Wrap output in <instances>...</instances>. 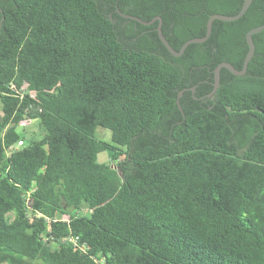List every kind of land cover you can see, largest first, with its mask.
Masks as SVG:
<instances>
[{
    "label": "trees",
    "instance_id": "obj_1",
    "mask_svg": "<svg viewBox=\"0 0 264 264\" xmlns=\"http://www.w3.org/2000/svg\"><path fill=\"white\" fill-rule=\"evenodd\" d=\"M241 4L0 0V264H264V30L245 74L222 68L207 102L184 90L177 104L184 88H212L220 62L241 69L264 0L214 20L179 56L157 20L129 37L118 25L120 13L160 16L178 51L205 34L209 15ZM27 119L44 134L13 149ZM44 216L58 218L50 231ZM70 235L85 252L62 240Z\"/></svg>",
    "mask_w": 264,
    "mask_h": 264
},
{
    "label": "water",
    "instance_id": "obj_2",
    "mask_svg": "<svg viewBox=\"0 0 264 264\" xmlns=\"http://www.w3.org/2000/svg\"><path fill=\"white\" fill-rule=\"evenodd\" d=\"M252 0H242V4L240 6L239 11L236 14L233 15H224V14H219V13H214L209 15L207 21H206V30H205V34L203 36L200 37H193V38H189L187 39L180 47V49L177 51L175 50L170 44L169 42L166 40V38L164 37L162 30H161V17L160 16H155L153 17L151 20H149L148 22H144L141 21L142 23L145 24H151L152 22H154L155 20L158 21L157 26H156V31L158 34V37L160 39V41L163 43V45L167 48V50L173 55V56H179L181 55L184 50L186 49V47L191 44V43H202L204 41H206L210 35H211V31H212V22L214 20H220V21H234L239 19L248 9L249 5L251 4ZM131 18L140 20L139 18L133 17V16H129ZM262 30H264V22L258 26H255L251 29H249L246 34H245V41L247 44V51L245 54V57L243 59L242 62V67L241 69H236L235 67H233L229 62L226 61H222L219 64H217L214 68V81H213V89L210 92V94H212L218 84H219V80H220V70L222 68L227 69L230 73H232L233 75L239 76V75H243L245 74L246 70H247V66L248 63L250 61V59L252 58L254 51H255V45L252 39V36L254 34H257L259 32H261ZM181 92L178 93L177 96V104L179 109L181 110V106L179 104V96H180ZM209 94V95H210ZM259 112L264 116V109H259Z\"/></svg>",
    "mask_w": 264,
    "mask_h": 264
},
{
    "label": "rangeland",
    "instance_id": "obj_3",
    "mask_svg": "<svg viewBox=\"0 0 264 264\" xmlns=\"http://www.w3.org/2000/svg\"><path fill=\"white\" fill-rule=\"evenodd\" d=\"M1 116H2V110H1V104H0V118ZM16 131L25 138L23 145L33 140L40 139L42 135L44 134V132L40 130L39 125L36 122V120H32V119L23 120L20 123H18L16 126ZM110 135H111L110 130L106 128L98 126L95 129V136L98 139L108 141L110 139ZM110 153L111 152L109 150H104V151L99 152L97 154V161L99 163L108 162L110 159ZM82 214H85L86 216L89 215V210L82 211Z\"/></svg>",
    "mask_w": 264,
    "mask_h": 264
},
{
    "label": "flooded vegetation",
    "instance_id": "obj_4",
    "mask_svg": "<svg viewBox=\"0 0 264 264\" xmlns=\"http://www.w3.org/2000/svg\"><path fill=\"white\" fill-rule=\"evenodd\" d=\"M121 16L125 19V20H121V22L118 23V25H121L122 26V33H128L127 34V37L130 36V33H136L138 35H142L146 30H143L142 28H140L138 26V24H142L144 26H150L151 24H153L154 22H152L151 24H145V23H142L141 21H144V22H148L146 20H143L137 16H134V15H130V14H124V13H120ZM129 16H133V17H136V18H139L140 20H137V19H134V18H131ZM119 19L117 18V20L115 22H118ZM212 32V31H211ZM222 33H223V30L221 29H215L213 31V39L211 41L212 45H214V43L216 44L217 42V36H222ZM131 40H135V38H130V42ZM234 41L237 42L238 39H237V35H234ZM220 81V80H219ZM210 82H208L207 84H209ZM219 85V84H218ZM213 87L210 88L209 90H207L206 92L202 93V94H199L197 95L196 93H198V90L196 88V85H193L191 87H187V88H184L182 89L180 92L181 94L180 95H183V92L184 90H190L191 92V96L193 98L194 101H198L200 104L201 102L202 103H205L207 102V99L210 98L212 96V94H210V92L212 91ZM210 94V95H209ZM192 103V102H190Z\"/></svg>",
    "mask_w": 264,
    "mask_h": 264
},
{
    "label": "built area",
    "instance_id": "obj_5",
    "mask_svg": "<svg viewBox=\"0 0 264 264\" xmlns=\"http://www.w3.org/2000/svg\"><path fill=\"white\" fill-rule=\"evenodd\" d=\"M10 89L17 95H19L20 97H22L24 94H28L30 95L31 98H35V92L27 89V86L26 85H23L21 86L20 88H16V86H14L13 84L10 85ZM24 143V140L23 139H19L17 140L16 144L13 146V149H17L19 148L20 146H22ZM10 153V150H7L6 151V154L8 155ZM26 205H28V208H29V200H28V197L26 196ZM31 209L29 208V211ZM37 216H41L40 213H36ZM44 221L47 225V231H50L51 227H50V224L53 223V222H56L58 221V218H50V217H46L44 216ZM62 240L64 242H68L70 243L73 247L85 252L86 249H85V244H81L79 242V238L78 236H73V235H70V236H67V237H64L62 238Z\"/></svg>",
    "mask_w": 264,
    "mask_h": 264
}]
</instances>
